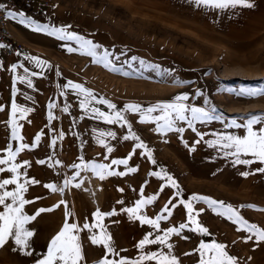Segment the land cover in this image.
I'll list each match as a JSON object with an SVG mask.
<instances>
[{
    "label": "rangeland",
    "instance_id": "374dc122",
    "mask_svg": "<svg viewBox=\"0 0 264 264\" xmlns=\"http://www.w3.org/2000/svg\"><path fill=\"white\" fill-rule=\"evenodd\" d=\"M251 2L254 5L252 8L219 10L197 7L189 0H56L59 12L49 13L45 18H30L29 23H35L24 30L27 39L22 40H27L29 46L35 49L27 47L23 57L17 54L9 58L4 48L0 47L3 65H18L15 72H7L5 99L0 100L3 107L0 111V158L8 156L6 150L9 146L15 152L21 144H28L30 147L19 151L12 161L21 165V183L25 179L40 182L26 185L24 198L33 202L24 205L23 214L35 215L40 208L52 209L25 225L35 233L29 238L30 247L24 250L31 251L32 255H24L14 239L10 238L8 244L0 248V264H36V260L43 259L47 254V245L61 230L66 219L68 223L81 227L85 222L93 225L97 223L93 214L98 209L102 213L116 212L115 215L104 216L100 222L112 237L114 253L111 254L119 259L121 255L130 257L126 240L133 236L144 238L151 232L153 235L150 238L154 239L156 235L163 236L168 228L189 223V227L179 235H171L168 243L173 248L177 246L176 253L189 258L190 264H198L196 249L201 241L211 243L213 240L224 243L229 254L238 258L239 264H264V242H259L257 246L255 239L245 241L249 235L246 230L213 211L203 200L192 201L194 195L223 201L225 205H233L249 223L264 227V211L258 210L264 209V173L255 171L264 164L255 161L251 155L241 156L242 159L254 160L251 165L234 164V157L224 155V151L230 149L221 150L220 144L212 147L206 143L216 141L220 134L244 137L247 135L245 127L226 125L233 119L243 125L251 115L264 116V95L242 96L224 90H239L242 87L264 89V0ZM11 12L18 13L15 10ZM12 20L19 21V17H12ZM37 25L49 30L70 26L68 32L101 46L96 50L98 56L102 57L105 49L108 50V58L118 70L105 67L102 62H94L95 58L79 50L80 46L74 40H61L47 31H34ZM15 37L20 41L16 33ZM68 47L78 50L69 52ZM29 57H38L48 63L38 68ZM31 72L43 74L30 77L33 87L29 88L17 77L30 75ZM68 81L83 84L93 92L96 100L89 108L96 107L109 114L114 110L107 104L99 103L101 98L116 104L115 111H124L129 103L147 108L157 102H171L175 96L187 93L188 100L184 103L206 110L214 109L212 114L221 119L196 122L198 132L204 134L201 140L187 127L186 121H177L176 125L185 128L183 134H160L154 131V122L141 123L139 113L124 111L132 130L152 150V158L157 163L153 164L147 155L142 154L144 150L137 148L128 165H112L111 169L122 172L134 167L136 172L125 176H107L102 180L91 169H74L72 165L80 164L81 156L84 162L94 161L97 164L125 159L133 152L137 142L122 139L128 134L127 125L108 124L81 109L79 103L84 97L78 95L75 89L62 87ZM14 88L20 90L15 96ZM13 100L22 107L33 109L24 119L17 113V123L21 125L18 134L23 139L11 138L8 121L12 118ZM50 102L56 105L51 109L54 119L48 116ZM65 104L69 106L67 112L63 111ZM152 115H160L159 110ZM261 127H264V121L253 125L256 131ZM102 131L116 133L115 139L103 138L112 146L111 153L97 141ZM41 133L39 145L31 147L35 144L36 135ZM181 136L189 147H185ZM53 139L55 145L52 144ZM196 140L201 142L195 144ZM193 145L195 151L190 150ZM39 160L46 163L39 164ZM24 161L30 164L25 165ZM0 167L5 169L0 172V180L15 175L7 171L9 165ZM161 169L178 183L181 190L179 197L175 196L177 189L167 184L163 173L161 176L150 175L161 172ZM76 172L80 175L71 180ZM242 172L252 174L243 176ZM65 179L70 180L67 187H64ZM49 183L55 184L57 189L63 188V192L45 188L44 185ZM77 183L81 186L76 187ZM162 186L165 187L160 191ZM15 187L7 185L6 190L12 191ZM121 188L123 192L119 191ZM153 195L157 199L144 205L142 215L154 219L162 213L166 204L172 209L171 215L160 221L158 229L133 220L122 211L135 207L137 200ZM181 199L192 201L195 212L199 213L196 219L208 228L209 234L192 230L194 225L188 221L187 209L179 204ZM169 200L177 206L172 208ZM61 201L66 203L61 204ZM118 201H123V204ZM6 203H11V198ZM241 205H256L257 208ZM0 211H4L3 205H0ZM91 231L99 233L100 229L93 228ZM90 234L89 230L79 232L84 253L88 256L94 253L93 247L97 246L90 243Z\"/></svg>",
    "mask_w": 264,
    "mask_h": 264
},
{
    "label": "snow or ice",
    "instance_id": "6c2138e0",
    "mask_svg": "<svg viewBox=\"0 0 264 264\" xmlns=\"http://www.w3.org/2000/svg\"><path fill=\"white\" fill-rule=\"evenodd\" d=\"M189 3H194L197 7H207L211 9H236L237 7L243 8H252L254 5L251 0H189ZM5 7L3 4H0V8ZM8 15L10 17L16 18L19 17V23L31 27L35 22L32 21L29 23L30 18L25 16V13H12L9 12ZM66 27H59L52 29H47L45 27L37 25L33 30L36 32L47 31L49 35L57 36L61 40H74L76 41L81 51L85 52L87 55L94 57V62H102L105 67H112V70H118L112 65L111 60H109L108 50L105 49L104 55L98 56L97 48L101 47L98 44L93 43V41L85 39L83 36L77 35L74 32H68ZM3 47V45H0ZM67 50L69 52H75L78 49L73 47H68ZM32 59L38 68H43L48 62L39 59L38 57H29ZM132 59H136L133 57ZM22 67V65H20ZM0 67H3V62L0 61ZM17 64L11 65V71L15 72L17 69ZM24 71L27 73L28 69L25 68ZM43 73L31 72L30 75L17 77L23 83H26L29 88L33 87V81L30 77H34L37 75H42ZM128 73H125L127 75ZM183 82V81H181ZM64 88H72L75 89L78 95L83 96L84 98L80 100L79 106L81 109L85 110L86 113H90L93 115L95 119H101L106 121L108 124H120L121 126L127 125L128 134L122 137L123 140H133L136 141L134 146V150L129 156L125 159H113L110 164H97L93 162H84L83 156L80 157V164H73L72 167L74 169H91L93 172L99 176L100 179H105L107 176H125L128 173H133L137 171V168L129 167L127 171L117 172L112 171V165H128L129 160L132 155L135 154V149H143L144 152L142 154L147 155V157L151 160L153 164H156L157 161L152 158V150L148 148V146L144 143L143 140L132 130L131 123L125 118L124 111H131L134 113L140 114V122L141 123H155L154 131L160 134H166L168 132H176L179 134H183L185 132L184 127H177V121H186L187 127L191 129L193 132L197 133L198 136L203 139L202 133H199L196 128V122L201 121H212L214 119H221L219 116H215L212 113L215 111L206 110L203 107H195L189 104L184 103V101L188 100V94H180L175 96V98L171 102H157L152 104L147 108H143L140 104L129 103L125 105L124 111H115L117 106L110 101L101 98L98 102L101 104H107L110 109H113V113L109 114L101 111L99 108L91 107L89 105L93 100H96V96L93 92L86 88L83 84L73 83L72 81H68L67 84L63 85ZM229 92H236L237 95L242 96H256V95H264V89H251V88H240L236 89H224ZM18 88H14L13 95L15 96L16 92H19ZM31 99V97H29ZM208 103V101H205ZM12 110H11V119L8 123L11 125V138L12 139H23L18 134V129L21 127L17 123V113H20V118L24 119L27 117V114L33 109L25 108L18 105L15 100L12 102ZM56 107L55 103L50 102L48 105L49 108V119H54L55 117L52 115L51 109ZM3 110V107L0 106V111ZM69 110V106L65 104L63 111L67 112ZM159 110L160 115H152V113ZM186 113H190L191 115H186ZM264 121V116L251 115L247 119L246 124H238L235 119L231 121V123L227 124L226 127H245L247 129V135L244 137L233 136V135H223L220 134L219 138L216 141H206L209 146L214 147L216 144L221 145V150L230 149L231 151H224V155L226 157H234V164H243V165H251L254 163L252 159H242L241 156L251 155L255 158V161H259L261 164H264V127H261L258 131L253 129V125L261 124ZM95 131V129L93 130ZM41 134L36 135L35 144L31 145V147H36L39 145L41 140ZM63 135V134H61ZM104 137H111L113 139L116 138V133L113 131L100 132L97 137L98 143L102 146L106 147L107 152L111 153L113 151L112 146L107 144ZM182 142L185 144V147H189L186 141ZM201 140H196L195 144H199ZM56 141L53 139L52 144L55 145ZM83 145H81L82 147ZM30 147L28 144H21L20 148L15 152L12 150L11 146L7 148L8 156L6 158H0V165H9L7 171L11 173H15L10 179L0 180V205L4 206V211H0V248L6 246L9 242V239H14L15 245L19 247L21 251H23L24 255L31 256V251H24L30 247L29 238L35 235L34 231L29 230L25 227V225L31 221L35 220L37 216H39L43 212L51 211L52 209L40 208L37 210L35 215H25L23 214V207L25 204H30L33 201L26 200L24 198V192L27 191L26 185L38 184L40 183L36 179H32L31 181L25 179L23 183L20 182V172L19 169L21 165L12 163L15 160L16 155L19 151H22L26 148ZM191 151H195V146L193 145L190 149ZM51 159V157H49ZM39 164H45V160H39ZM57 164L60 163L59 160L56 161ZM25 165H29V161H24ZM5 169L0 167V172H4ZM255 171L264 173V167H259L255 169ZM163 173L164 177H167V184L171 185V187L176 188L177 191L175 193L176 197L181 195V190L178 183L171 176L167 174L166 171L161 169V172H152L150 175L153 176H161ZM249 172H242L241 175L248 176ZM27 175L26 173L24 174ZM80 175L79 172H76L71 180H75ZM70 183L69 179H65L64 187H67ZM7 185H16L15 189L12 191L6 190ZM79 183L76 184V187H80ZM167 186V185H165ZM162 186L160 191H163ZM45 188L50 189L52 192L61 191L63 192V188L57 189L55 184L49 183L44 185ZM119 191L123 192L124 189L121 188ZM8 198H11V203H6ZM157 199L156 195L148 197L146 199L137 200L135 207L122 209V211L127 212L130 215V218L133 220H138L142 224L152 225L154 228L160 227V221L162 219H167L168 216L171 215L172 209L169 208L168 204H166L162 210V213L157 215L154 219L149 218L146 215L141 214V209L146 204H151L153 201ZM195 200H203L207 203L213 211H216L219 215L226 216L228 220L233 221L236 225H238L241 229L246 230L249 235L245 237V241L253 240L257 241V246L259 242H264V227H258L254 223H249L243 216L240 215L238 210L233 207L231 204L225 205L223 201H215L209 197L196 196L192 197V201ZM192 201L183 200L179 201L180 205H183L184 208L187 209L188 221L191 225H194L193 231L209 234L208 228L204 227L200 222L196 219V216L199 213L195 212ZM61 204L66 203L65 201H61ZM118 203L123 204V201H118ZM169 204L172 205V208H175L177 205L172 204V200H169ZM18 205V206H17ZM59 206V205H57ZM240 207H249V208H257L256 205H241ZM260 211H264V209H258ZM200 211H204L201 209ZM167 213L168 215H164ZM116 212L113 210L112 212L102 213L99 209L93 214L97 218V223L90 225L85 222L82 227L76 223H68L67 219L65 220L61 230L52 237L50 243L47 245V254L43 259L36 260V264H86L84 249L81 244V239L79 232L83 230H89L91 233L88 236L90 243L92 245H103L109 253H114V248L112 247V237L110 233L107 232L104 225L100 222L104 216H112L115 215ZM67 215H71L68 213ZM189 227V223H181L179 227L168 228L164 231L163 236L156 235L154 239H151L153 233L149 232L147 235L141 239L137 245V247L141 250L145 248L146 245H167L169 249L173 248L171 243H168V239L171 235L176 234L179 235L180 232ZM99 228L100 232L95 233L92 232L91 229ZM75 233V234H74ZM187 239V237H185ZM235 243V242H234ZM196 251L199 253V261L198 264H239L238 258L236 256L230 255L227 251V246L224 243H218L213 240L211 243H205L201 241L198 249ZM185 255H188L186 253ZM143 261H157L158 264H180L179 259L172 254H165L163 251L157 252H148L143 253L141 256L132 261H128L125 258H120L118 261H110L107 257L95 262V264H142Z\"/></svg>",
    "mask_w": 264,
    "mask_h": 264
},
{
    "label": "crops",
    "instance_id": "0c3cea01",
    "mask_svg": "<svg viewBox=\"0 0 264 264\" xmlns=\"http://www.w3.org/2000/svg\"><path fill=\"white\" fill-rule=\"evenodd\" d=\"M23 7L24 6H21V7L14 9V10L17 11L18 13L19 12L25 13V16L28 18H39V17L45 18V16L48 15L49 13L60 11L59 6L55 5V3L48 8H42L38 5H34V6H30L33 14L28 15ZM10 27H11V31L14 34V36L16 33L17 36H19L21 38L20 39L21 43H23L26 47H28L30 49H35L34 47L29 46L30 44H28L27 40L26 41L22 40L23 38L24 39L26 38V37H24L25 36L24 30H26V28H27L26 25L20 24L19 21H14V20H12V17H10ZM24 54L25 53H19V56L23 57ZM10 69H11V66L3 65V67H0V100L1 101H3L5 99V96L3 97V94L5 93V84H6L7 72H13ZM141 239H143L141 236H138V237L133 236L132 238L129 239V241L126 240V242L129 243L128 244L129 245V251H130L129 253L131 255H130V257H125V256L121 255V258H125L128 261H132V260L138 259L141 256L142 252L143 253H148V252L159 253V252L163 251L165 254L170 253L172 255H175L179 259L180 264H190L191 260L189 258H185V257L181 256L180 254L176 253V250L178 249V248H176L177 246L173 249H169L166 245L153 244V245H146L145 248L143 250H141L137 247V245ZM155 245H157V246H155ZM252 247L254 248V246L251 245V248ZM100 248H101V253H99ZM166 248H168V250H166ZM93 249H94V253L92 252L91 254H89V256H88V254L84 253L86 264H95V262L103 259L104 257H107L110 261H118L119 260V257L115 256L114 254L110 253L109 255H107L108 253L106 251H108V250L103 245H97L96 247H93ZM104 250H105V252H104ZM197 261H199V258L197 259ZM142 264H158V262L157 261H143Z\"/></svg>",
    "mask_w": 264,
    "mask_h": 264
},
{
    "label": "built area",
    "instance_id": "2783aa9c",
    "mask_svg": "<svg viewBox=\"0 0 264 264\" xmlns=\"http://www.w3.org/2000/svg\"><path fill=\"white\" fill-rule=\"evenodd\" d=\"M56 0H0V4L5 7L0 8V45H3L6 57H14L19 53H24L27 47L18 41L11 31L10 16L11 10L21 6L38 5L42 8H48Z\"/></svg>",
    "mask_w": 264,
    "mask_h": 264
},
{
    "label": "trees",
    "instance_id": "16d2710c",
    "mask_svg": "<svg viewBox=\"0 0 264 264\" xmlns=\"http://www.w3.org/2000/svg\"><path fill=\"white\" fill-rule=\"evenodd\" d=\"M23 8H24V10L26 11V13H27L28 15H32V14H33V12L31 11L30 6H24Z\"/></svg>",
    "mask_w": 264,
    "mask_h": 264
}]
</instances>
